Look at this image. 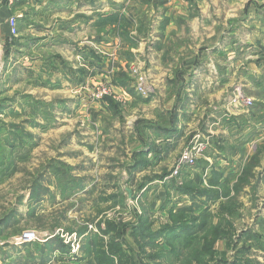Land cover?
Masks as SVG:
<instances>
[{"label": "crops", "instance_id": "crops-1", "mask_svg": "<svg viewBox=\"0 0 264 264\" xmlns=\"http://www.w3.org/2000/svg\"><path fill=\"white\" fill-rule=\"evenodd\" d=\"M147 4L156 13L147 14ZM112 15L123 16L120 21L128 23V29L117 27V20L110 22ZM11 18L20 27L16 37L8 25ZM143 27L145 34H141ZM120 34L131 36L133 44L138 40L130 52L134 57H149L152 78L147 83V104L131 102L127 106L132 118H126L121 140L125 145L121 152L126 156L146 152L147 165L133 172L135 181L145 183L144 178L152 176L148 183H159L154 194L145 187L138 193L140 201L146 198L155 206L140 213L149 216V222L152 215L170 210L198 217L206 208L214 214L219 201L233 199L238 214L251 217L245 218L243 227L234 223L236 231L253 235L244 241L245 246H252L248 257L264 264V0H17L11 7L0 0V83H16L14 76L20 73L19 83L64 86L67 82L60 66L53 64L48 69L44 57H63L70 65L75 54L82 52L81 46L92 48L93 55L88 56H100L89 59L96 72L87 73L90 76L85 82L111 81L125 70L129 54ZM174 72L182 73L180 83H172L177 82ZM114 84L133 90L128 83ZM244 98L252 100L251 107L242 104ZM80 104L79 108L85 106L81 111L97 123L101 115L108 120L114 115L112 104L92 102L86 92ZM75 106L77 109V103ZM173 109L178 121L174 131L164 135L159 131L162 118ZM137 120L150 125L144 131L148 146L143 149L142 139L132 128ZM101 132L109 138V129ZM195 134L207 140V147L194 166L180 169L177 182L170 173ZM115 159L107 157L109 162ZM101 165L97 161L95 167ZM180 184L189 190L195 187L198 195L191 198L183 193L178 201L172 199L174 203L170 199L168 208H161L173 195L172 186ZM224 244L218 241L214 248L222 251ZM84 254L81 249L74 264H87L90 258ZM172 264L177 263L173 260Z\"/></svg>", "mask_w": 264, "mask_h": 264}, {"label": "rangeland", "instance_id": "rangeland-1", "mask_svg": "<svg viewBox=\"0 0 264 264\" xmlns=\"http://www.w3.org/2000/svg\"><path fill=\"white\" fill-rule=\"evenodd\" d=\"M152 7L151 9L150 4L146 5L147 14L151 11L156 13L155 7L153 5ZM120 18L123 22V16ZM120 18L112 15L109 21L117 20V27L121 26L127 30L129 24L127 22L122 24ZM139 19L145 20L141 15ZM16 31L18 36L20 27L16 26ZM141 34H145L144 27ZM120 37L122 38L120 42H123L126 48L128 47L125 53H129L125 56V70L120 74L121 78L124 76L123 81L133 85V90L127 89V86L122 89L116 86L114 83L118 77L111 81L105 80L118 97H131V100L126 103L119 102L113 98V95L99 101L92 100V102H108V106L110 102L114 104L111 106L114 115L109 120L107 116L101 115L100 123H97L95 119L92 120L84 111H81L85 108V103L79 108L85 92L91 94V91L97 92L96 89L99 86L106 85L103 83L105 81H95L94 84L85 82V79L90 76L87 73L96 72L93 68L91 69L92 64L89 66L91 63L89 59L100 58V56H88L93 55L92 48L81 46L82 52L78 51L79 53L75 54L74 61H71L70 65L63 57H44V64L48 65V69H52L53 64L60 66L63 81L67 82L64 86L62 83H42L40 87L32 83H19L17 77L20 73L14 76L16 83H10L9 86L0 83V264H23L21 257L25 255L24 245L29 246V244H21L18 240L25 232L33 231L38 235L40 241L32 244H43L54 238L62 241L60 235H76L78 228L82 225L87 228L91 226V231L96 233V224L103 219H114L125 224L128 227L125 243L126 246L132 247L134 239L129 237L131 227L139 223V218L149 219V216L141 214L140 210L155 209V206L152 207L146 198L140 201L138 193L147 189L146 192L150 191V194H154L159 183H148L153 179L152 176L142 179L146 181L145 183L135 181L133 172L136 169L131 170V165L134 164L131 156L135 152L130 153V156L121 152L125 148L124 143L121 142L125 137L123 128L132 118L127 106H130L131 102L146 105L150 97L149 94L147 97H140L134 91L136 75H142L146 85L152 79L149 76L151 72L149 57L132 56L130 48L137 47L138 40L133 44L131 36L120 34ZM50 71L52 70L48 72ZM173 76L177 82L172 80V83H180L182 73L174 72ZM118 111L123 115L120 116ZM126 118L129 119L126 120ZM162 119L163 126L167 117ZM143 121L148 123L146 120ZM135 125L136 122L133 123V131ZM147 127L150 129L149 126ZM16 128L21 129L23 134L28 132L31 135V139L24 137L22 146L17 144L19 139L14 134H11L13 137H9V133L11 131L15 133ZM101 128L105 132L109 129V138L103 137L104 132H101ZM145 136L147 137L143 134L144 139ZM8 137L9 142H12V148L7 143ZM107 140H110V143ZM141 144L142 149L148 146V142L143 139ZM185 148L186 146L181 152ZM107 157L116 159L109 162ZM123 157L126 158L127 163L123 161ZM53 160L71 168L64 169L66 176L65 172L62 169L60 171L59 168L54 173L52 170H47ZM97 161L98 164L99 161L102 163L100 167H95ZM64 176L66 180L71 176L82 178L83 190L69 197L70 185L64 186L62 183L65 180L59 179ZM176 179L180 182V174ZM156 180H159V177ZM35 181H38L40 187L46 189L41 195L39 194L38 199L32 197L31 187ZM174 189L175 186H172V191ZM74 190L76 191L77 188ZM62 195L68 198L63 200ZM179 197L180 193L175 190L163 205L165 207L161 208H168L170 199L174 203L172 199L176 198L175 201H178ZM233 203L236 204V202ZM171 207L176 206L172 204ZM99 209L106 211L99 216L97 213ZM167 216L166 211L157 213L150 217L152 223H149L159 228L169 221ZM237 218H241L234 222L237 228L244 226L245 218L251 219L250 216L244 215H238ZM100 228L103 229V223L100 224ZM76 237L80 239L77 235ZM170 259L168 263L172 264L173 257Z\"/></svg>", "mask_w": 264, "mask_h": 264}, {"label": "trees", "instance_id": "trees-1", "mask_svg": "<svg viewBox=\"0 0 264 264\" xmlns=\"http://www.w3.org/2000/svg\"><path fill=\"white\" fill-rule=\"evenodd\" d=\"M123 77L121 78L120 74L116 83H126L123 81ZM111 104L114 105L110 102ZM177 121V114L173 109L168 113L167 119L164 120V125H161L159 131L164 135L170 134L171 131H174ZM147 126L150 127L143 120L136 121L134 133L138 139H143L144 131L148 130ZM11 134L19 139L17 143L19 146L23 145L24 137L31 139L28 132L23 134L19 128H16L15 133L11 131L9 137H13ZM9 137L7 143L12 148ZM145 153L142 150L132 154L131 161L134 164L131 165V170L147 165ZM57 168L62 169L63 172H65L64 169H71L69 166L53 160L47 170H52L54 173ZM247 169L244 171V175H247ZM66 174L65 172L64 175L66 176ZM167 175L168 173L160 180ZM65 176L58 178L65 180L62 183L64 186L70 185L68 187L69 197L77 191L83 190L82 178L71 176L66 180ZM243 180L245 182V178ZM38 181H35L33 187H31L32 197L36 199H38L39 194L41 195L46 190L44 187L39 186ZM186 188L187 185L183 184L175 186L176 192L180 195L184 193L191 198L196 197V194L198 195L195 187L190 190ZM204 194L207 197L209 193ZM65 197V195H62L63 200L68 198ZM211 201L212 203L216 202L213 199ZM233 202L236 201L233 199L221 200L218 202L214 214L208 211L209 208H206L199 213L198 217L187 215L185 212L170 210L167 216L169 221L155 229L152 228L146 217L144 219L139 218V223L130 229L129 237L134 239L132 247L126 246L125 234L128 227L121 222L114 219L98 221L96 233L82 225L78 228L76 234L80 238L78 256L82 249L84 255L90 258L87 264H167V257H173L174 262L177 264H258L249 259L248 256L252 246H245L244 242L246 239H251L253 235L250 231H240L238 233L235 229L234 222L238 219L239 214L238 203L234 204ZM103 211L106 210L99 209L97 211L98 215L103 214ZM101 223H103V229L100 228ZM197 223L198 229L196 228ZM221 240L225 243L224 249L217 251L214 245ZM195 241H198L197 244H195ZM192 243H194L193 246H190ZM27 246L24 245V248L26 247L25 255L21 257L23 264H68L54 256V252L64 255L70 250L69 246L63 245L58 238L47 240L43 244L30 243Z\"/></svg>", "mask_w": 264, "mask_h": 264}, {"label": "built area", "instance_id": "built-area-1", "mask_svg": "<svg viewBox=\"0 0 264 264\" xmlns=\"http://www.w3.org/2000/svg\"><path fill=\"white\" fill-rule=\"evenodd\" d=\"M17 0H4L5 4L9 7L13 6ZM8 25L11 31L12 37H16L17 31H16V21L14 18H11L8 21ZM137 82L134 84V91L135 93L140 97H147L149 94V89L146 85L145 78L142 75H136ZM103 83H106L103 82ZM97 92L91 91V94H89L90 100L99 101L100 99H103L104 97L113 95V98L117 99L121 103H126L128 101L127 96L118 97V95L114 94L112 91L111 86L106 83V85L99 86V88L96 89ZM242 104L245 107H251L252 106V100L249 98H244L242 100ZM207 147V140L202 137L199 134L193 135V137L190 139L188 146L180 153L171 173L170 177L177 178L179 175V171L182 167H192L195 165L196 161L202 157L204 154V151ZM91 226L88 227L89 230H91ZM62 237V241L65 245L69 246V252L64 255H60L58 253H55L54 256L60 258L61 260L65 261L68 264H74L78 260V251H79V239L76 237L75 234L73 235H60ZM39 240L38 235L33 232H25L20 237L18 242L21 244H30L35 243ZM46 240H44L45 242Z\"/></svg>", "mask_w": 264, "mask_h": 264}]
</instances>
